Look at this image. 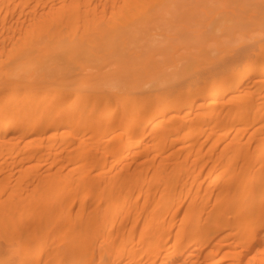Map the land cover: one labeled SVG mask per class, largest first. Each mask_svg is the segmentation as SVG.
I'll return each mask as SVG.
<instances>
[{
  "label": "rangeland",
  "instance_id": "rangeland-1",
  "mask_svg": "<svg viewBox=\"0 0 264 264\" xmlns=\"http://www.w3.org/2000/svg\"><path fill=\"white\" fill-rule=\"evenodd\" d=\"M77 1L75 6H65L61 12H55L51 0H40L35 11H30L34 10L30 7L36 0L26 1L23 8L19 0H6L13 12L0 11V40L6 44L23 35L33 22L37 26L39 21L49 22L52 16H60V25L55 23L53 27H61L75 39L97 35L110 41V36L113 41L128 45L115 52L99 45L97 53L87 50L85 54L78 53L75 59L63 55L59 80L65 85L61 92L50 84L47 91L35 93L39 99L47 95L43 102L44 114L56 109L75 118V124L45 130L39 121V128L33 129L25 139H17L20 128L12 132L15 139L4 147L13 152L0 155V264H98L101 261L160 264L165 249L172 248L175 234L186 216L206 224L208 211L228 182L227 179L219 182L211 174L226 170L228 164L239 167L245 151L252 152L264 143V71L247 69L250 65H264V0ZM60 2L57 0V7ZM147 19L150 20L148 38L143 39L136 35V29ZM222 19L234 29L240 27L234 39L217 28L224 27L220 23ZM122 23H126V28L117 29ZM171 45H174L171 47L174 58L156 75L146 74L135 80L139 90L124 113L120 103L125 94L111 96V82L126 76L129 61L141 59L137 54L148 55ZM9 48L8 45L0 47V58ZM157 58L161 59V54ZM154 64L150 66L155 67ZM103 74L108 79L99 81L98 76ZM219 80L221 89L240 83L237 90L207 100L208 104L202 105L206 100L203 98L191 100L189 103L194 107L191 114L184 116L177 127L171 124L157 127L147 147L140 149L159 154L157 160H148L142 165L144 159L138 155L124 166L116 167L106 178V184L100 167L112 163L111 150L118 144L114 136L124 133L125 127L119 126L115 132L104 134L98 133L99 130L112 127L111 120L116 115L134 120L132 113L137 105H142L144 112L151 109L153 119H157L164 103L187 99L189 90H198L206 97ZM2 82L6 81H0L1 95L6 96L10 88L3 87ZM94 89H100L101 93L95 94ZM24 91L22 85L16 87L13 92L16 99H23ZM185 105L187 102L178 104L177 108ZM116 106L119 107L117 114L113 109ZM86 114L91 115L82 119ZM142 115L138 114L137 119ZM189 123L193 124L192 128ZM210 125L213 128L208 129ZM205 130L208 136H200ZM224 130L232 131L231 136L215 141ZM168 133L175 134L176 138L168 139ZM3 140L4 136L0 135V147L4 145ZM154 143L163 144L165 149L158 145L153 148ZM230 145L233 149L238 145L242 148L236 152L226 150ZM31 150V154H26ZM223 154L225 160H221ZM119 171H122L121 182H116ZM134 171L141 172L143 191L147 193L137 197L140 188L136 185L131 190L132 203L122 197L115 206L123 203L124 206L116 210L107 203L108 196L101 197L99 193L103 194L108 185L113 194H118ZM170 176L175 179L166 184L167 178L172 180ZM91 185L97 187L103 202L96 199L84 205L81 193H90ZM170 186L171 192L160 197ZM242 198L248 206L247 196ZM172 199L175 203L168 207ZM154 207L158 212H152ZM148 212L153 213L152 227L158 236L155 250L150 248L152 242L139 240V229ZM162 221H165L163 225ZM168 233L171 236L164 245L161 237ZM217 238H211L209 247L214 258L220 261L221 254L214 246ZM125 239L128 243L124 247ZM261 242L264 244L263 236ZM237 247L241 252L239 257L225 259L224 264H259L256 260L249 261L246 245ZM257 249V246L250 248ZM198 254L199 250H195L176 263L192 260L205 264L208 260L197 261Z\"/></svg>",
  "mask_w": 264,
  "mask_h": 264
},
{
  "label": "bare ground",
  "instance_id": "bare-ground-1",
  "mask_svg": "<svg viewBox=\"0 0 264 264\" xmlns=\"http://www.w3.org/2000/svg\"><path fill=\"white\" fill-rule=\"evenodd\" d=\"M5 1L6 0H0V11L4 10L6 14H9L10 11L13 12V9L8 3L10 0H8V2ZM19 1L23 8L28 0ZM36 1V4L30 7H34V10L30 11H35L37 6H40V0ZM51 1L52 10H56L55 12H61L65 6L73 7L78 3L77 0H61L59 3L60 5L58 4L57 7V0ZM2 4H5V7H2ZM149 21L150 20L147 19L136 29V35L143 39L148 38L147 24ZM35 23L36 22H33L30 27L25 30L23 35L18 38H13L9 44L4 43L3 39L0 40V47L5 45L10 47L8 50L3 51L0 58V81L5 80L6 82H2L3 87L10 88L6 96H2L0 91V135L4 136V145L0 147V155H10L11 152H13V149L11 150L4 146L6 143L12 142V140L15 139L16 136H13L12 132L17 128H20V135L17 139H25L33 129L38 127L39 121H41L40 125L43 124L45 126V130H49L52 126L58 128L62 125L76 123L75 118H70L65 113L57 112L59 110L56 109L48 110L44 114L42 110L46 108V105L43 102L46 101L45 97L47 95H43L45 97L39 99L38 95L35 94L42 89L47 91L48 88H50V84L56 86L59 93L61 92L63 85H65L59 80L63 72L61 63V57L63 55L67 54L70 59H75L78 58V53L85 54L84 51L87 50L97 53L98 51H96V49L99 45H103V47L110 52L119 51L120 48L128 46L127 43L124 44V42H118L117 40L113 41L110 36V41L105 40L103 37L99 38L97 35L89 36L86 39H75V37L70 35L71 33H64L61 27H53L55 23L60 25V16H52L49 22L39 21L37 22V26H34ZM220 23H224V27L217 28L225 30V32L229 34L228 37L230 39H234V37H236L234 33L240 31V27L234 29V26L224 21V19H222ZM218 24L219 22H216V25ZM124 28H126V23L120 24L117 29L123 30ZM217 28L214 29L216 30ZM173 46L174 45L165 46L158 52H150L148 55H144V52H142V54H137L136 57H140L141 59L133 58L129 61V66L126 67V76H120V78L111 82V85H109V94L111 96L125 94L120 103L124 113L127 109V104L136 97L137 91L139 90V84H137L135 80L146 74L156 75L159 69L168 65L175 56V52L171 49ZM143 47L145 48L147 45ZM158 54H161V59L157 58ZM152 62H155V67L150 66ZM247 69L249 72L264 71V65H250ZM106 77L108 76L104 74L100 75L98 76V80H107L108 78ZM217 82L218 83L208 92L206 97L202 96L198 90H189L186 96L187 99L181 98L178 100L179 103L177 100L167 104L164 103V107L161 108L157 119H153L151 109H147L144 112L142 105H137L135 111L132 113L135 118L134 120H124L122 115H116L117 117L111 120V122H113L112 127L101 129L98 132L101 134L111 130L115 132L116 129L120 128L119 126L125 127L124 133H116L114 136L118 144L116 148L111 150L112 163L107 167H100L102 169V173L100 174L102 179H104L105 182L108 181L106 178L112 175L116 167L120 165L124 166V164L133 161L138 155L142 156L144 159L142 165H145L148 160H157L159 154L140 150L147 147L150 136L155 132L157 127L169 126V124L173 127H177L180 120L193 111L194 107L189 103L191 100L203 98L206 100L202 102V105L208 104L207 100L215 99L221 95L226 96L229 92L237 90L240 83L238 81L228 88L221 89V85H219L221 81L219 80ZM19 85L25 88V96L20 100L16 99L13 93ZM199 85L200 84H198L197 89L200 88ZM92 91H97L95 94L101 93L100 89H94ZM185 102H187V105L177 108L178 104H183ZM158 103L162 104V100H159ZM117 107L118 106L113 108L115 113L117 112ZM90 113H93L92 110ZM140 113H143L142 118L137 119ZM91 114L82 115V119L85 120L87 116ZM127 114V118H129L130 114ZM188 126L192 128L193 124L189 123ZM86 127L88 128V126ZM138 128H140V132H137ZM211 128L213 127L210 125L208 129ZM159 132L160 131H158V133ZM206 132H208V130L202 132L200 136H208ZM231 134L232 131L224 130L214 140H226ZM170 138H176V135L168 133V139ZM157 145L154 143L152 146L156 148ZM158 146L161 147V149H165L163 144ZM237 148L240 149L242 147L238 145ZM237 148L233 149L231 145L225 147L226 150L233 149L235 152ZM32 152L31 150L26 152V154H31ZM224 155L225 154L221 156V160H225ZM96 163L99 164L100 161ZM135 169H137V167H135L134 170ZM121 175L122 171L116 174V182H121ZM211 175L219 182L223 179H227L228 182L222 186L217 201L212 204V208L208 211L206 224L196 221L197 218L186 216L175 234L172 248L168 249L166 248L167 246H164L166 252L160 264H177L176 262L179 258L184 255H191L195 250H199L198 262L205 259L208 260L205 264H224L225 259L234 260L239 257L241 253L237 247L239 244L246 245V256L250 259L249 261L256 260L259 261V264H264V244L261 242L262 236L264 237V213L262 211L264 207V143L257 145L252 152L245 151L242 155V163L239 167L235 168L234 165L228 164L226 170L216 175ZM170 178L172 180L167 178L166 184L172 183L175 179L173 176H170ZM143 184L144 179L142 178L141 172L137 173V171H134L130 180H128L125 185L121 186V190L118 194H113L111 187L107 185L104 193H99V195L102 197L106 194L109 199L107 203L114 206L116 210H120L123 208L124 203L119 207L115 205H119L118 203H120L122 197L126 199L125 201H127V203H132L131 190L134 189L136 185H139L140 188V193L137 197L147 193V191H143ZM171 188L172 186L165 188L160 193V197H164L166 193H170ZM89 192L90 193H81L84 205L96 201V199H98L100 203L103 202L102 198L98 195L95 185H91ZM244 196L248 198V206L244 205L245 200L242 198ZM173 203H175V200H170L168 207H171ZM203 205L205 207L207 206L206 203H203ZM152 212L156 213L158 209L154 207ZM152 212L145 214L146 216L139 229V240L140 242L147 240L152 242L150 248L151 250H155L158 247V236L152 227L154 224V219L151 218ZM164 223L165 221L160 222L161 225ZM146 231L147 233H145ZM35 233H33L32 236H34ZM80 233L81 231L79 230V234ZM170 236L171 233L162 236V244L166 245ZM214 236H218L214 246H216L217 252L221 254L220 261L214 258L212 254L213 249L209 247L211 238ZM127 243L128 239H125L122 246L125 247ZM253 246H257L258 249L255 251L250 250ZM140 251L141 249L138 250V252ZM91 260L92 258H90V261ZM196 263V261L192 260H185L184 262V264ZM23 264H26V262ZM98 264L110 263L101 261Z\"/></svg>",
  "mask_w": 264,
  "mask_h": 264
}]
</instances>
